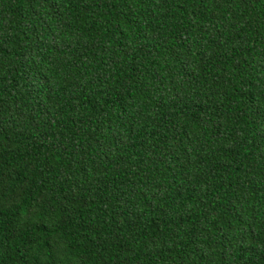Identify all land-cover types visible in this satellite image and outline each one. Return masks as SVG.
<instances>
[{"label": "trees", "instance_id": "1", "mask_svg": "<svg viewBox=\"0 0 264 264\" xmlns=\"http://www.w3.org/2000/svg\"><path fill=\"white\" fill-rule=\"evenodd\" d=\"M0 264H264V0H0Z\"/></svg>", "mask_w": 264, "mask_h": 264}]
</instances>
